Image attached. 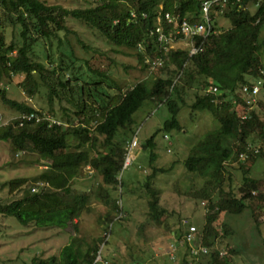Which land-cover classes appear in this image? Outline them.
<instances>
[{
	"label": "trees",
	"instance_id": "1",
	"mask_svg": "<svg viewBox=\"0 0 264 264\" xmlns=\"http://www.w3.org/2000/svg\"><path fill=\"white\" fill-rule=\"evenodd\" d=\"M244 1L226 0V7L214 4L210 27L221 31L206 38L194 36L193 44L203 43V50L189 56L188 46L171 49L167 45L164 49L155 30L160 26L167 36L176 30L175 24L165 22L166 12L178 15L179 21L185 20L190 25L200 23L202 0H87L86 7L75 9L57 2L48 4L45 0H0V101L18 114L0 127V141L10 143L13 159L18 154L37 152L48 161L32 179L37 192L25 186L28 183L25 178L7 183L11 193L25 187L20 198L0 203V214L14 216L24 225L76 230L77 218L96 199L112 205L122 215V208L112 194L121 191L122 173L128 168H123L125 148L120 142L137 135L133 115L145 102L153 103L154 109L164 104L171 117L164 122L163 131L180 130L177 101L184 105L188 97L192 100L190 109L210 113L218 124L202 135L184 160L191 175L205 179L201 188L189 192L192 197L207 201L202 223H189L196 227L193 244L208 248L209 264H228L236 250L231 248L228 253L232 254L224 257L214 243L232 234V230L226 222H221L217 230L214 224L218 217L221 213L238 215L249 209L258 229L259 212L264 205L262 181L248 176L249 167L257 159L264 160V108L257 111L259 103L249 105L242 93L244 86L260 81L264 95V38L260 37L264 0H253L256 4L253 13L242 5ZM217 16L229 21V28L223 29ZM69 17L115 47L134 49L146 77L130 88L121 89L107 68L97 64L99 59L93 55L91 45L68 27ZM70 35L77 37L82 56L75 54ZM157 57L163 63L153 67ZM14 76L22 77L17 87L30 98L42 96L49 113L58 106L67 117L65 122L57 117L59 124L51 125L47 120H28L31 113L43 114L8 96L6 85ZM210 86L217 87L218 92H208ZM64 102L71 107L63 106ZM70 112L77 124L69 120ZM153 147L152 138L145 141L150 166L156 157ZM81 165L92 167L98 179L88 192L72 188ZM229 168L240 172L242 180L236 188L223 189L225 179L230 178ZM152 169L141 186L149 196L148 216L155 221L166 210L159 204V191L151 182L158 171L169 169ZM214 189L218 190L216 195L212 194ZM113 210L100 220L108 225L106 237L87 243L80 236H71L58 256H36L32 264H107L101 249L108 244L111 223L123 221ZM171 245H185L189 252L187 243ZM97 255L104 258L95 263Z\"/></svg>",
	"mask_w": 264,
	"mask_h": 264
},
{
	"label": "rangeland",
	"instance_id": "2",
	"mask_svg": "<svg viewBox=\"0 0 264 264\" xmlns=\"http://www.w3.org/2000/svg\"><path fill=\"white\" fill-rule=\"evenodd\" d=\"M48 4L61 3L67 9L84 8L88 5L87 0H45ZM259 1V0H258ZM246 9L251 13L256 10L253 0H245ZM226 7V3L222 5ZM217 14L215 13V16ZM219 25L223 29L229 28L230 23L217 16ZM67 25L76 31L77 37L81 36L86 43L91 45L93 55H97L98 65L107 68L109 76L121 89L130 88L138 80L146 77L142 74L136 51L125 47H115L103 36L92 30L86 29L80 22L68 18ZM9 36V28H7ZM220 32L221 29L216 30ZM170 48L189 49V43L180 37L170 34ZM11 35L9 36V38ZM75 54L82 56V50L74 35L68 36ZM260 37L264 38V26L261 27ZM101 53V54H99ZM99 54V55H98ZM264 60V52H262ZM110 60V62H109ZM148 72V71H147ZM68 75V74H66ZM22 81L21 76H14L12 81L6 85L8 96L12 99L22 101L40 111L43 115L48 113L59 121L66 120L62 110L55 107L53 113H49L41 95L30 98L17 85ZM12 86L16 87L13 89ZM191 98L185 97V104L177 101L179 109V123L181 129L163 131L164 122L170 119L166 105L154 109L153 103L145 102L133 115L134 128L137 135L135 139L120 142L125 148L124 163L130 145L135 141L133 148V161L123 171L121 191H114L112 198L122 208V215H118L112 205H107L94 199L88 211H84L76 220L77 231L73 227L59 230L57 227L39 228L34 223L21 224L14 216L0 214V264H32L34 257L47 258L51 255L58 256L63 248L70 242L71 236H80L87 243L103 239L107 234L108 225L102 223L107 211L113 210L117 217H123V221L114 220L110 226L111 235L108 244L102 248V258L107 264H209L206 255L192 258L186 246H172L180 242L182 235L187 232L185 224L194 223L200 225L205 213L206 200L192 197L190 191H195L204 185L203 178L191 175L184 167V160L190 156L197 147V142L202 135L215 129L217 121L208 112H194L190 109ZM263 90L256 100L257 111L264 108ZM63 106L70 108L68 103ZM255 107V106H254ZM252 109V108H248ZM70 121L77 124V119L70 112ZM17 113L0 101V127L6 125L11 119L17 117ZM57 117V118H56ZM58 121V120H57ZM167 137V141L164 139ZM152 138L155 160L152 166L148 165L147 148L145 141ZM201 140V139H200ZM199 140V141H200ZM202 143V141L200 142ZM73 146L71 149H74ZM9 142L0 141V203H8L23 195L24 187L33 188L37 192L38 187L33 178L47 165L44 154L28 152L14 156ZM228 164V163H226ZM152 168H166L167 172H157L152 179L153 187L159 191V204L166 210L165 215L155 221L148 216V199L146 190L141 186L146 174H150ZM230 178H226L223 189L236 188L241 182V173L229 168ZM95 171L90 166L81 165L72 182V188L87 192L94 189L98 181ZM248 176L262 181L264 187V160L257 159L248 170ZM25 178L27 185L19 190L8 191L7 183L14 179ZM216 189L212 194H217ZM189 193V194H188ZM121 194V196H119ZM100 218V219H99ZM260 225L257 229L249 209L241 214L229 215L221 213L215 222V228L220 229L221 222H226L231 228L232 234L218 238L214 248L220 251L224 257L230 256L231 248L236 250L232 254L228 264H264V205L259 212ZM190 225V224H189ZM199 228V227H198ZM181 230V231H180ZM180 234V238L175 233ZM79 237V238H80ZM172 241V242H171ZM101 258V259H102Z\"/></svg>",
	"mask_w": 264,
	"mask_h": 264
},
{
	"label": "built area",
	"instance_id": "3",
	"mask_svg": "<svg viewBox=\"0 0 264 264\" xmlns=\"http://www.w3.org/2000/svg\"><path fill=\"white\" fill-rule=\"evenodd\" d=\"M218 3H221V5H224L226 3V0H202V4H201L202 5V11H203L202 21L200 23H197L194 25H190L185 20L179 21L178 15L175 16L169 12L164 13L165 22L169 25L175 24V26H176V30L172 34L175 35L176 37H177V35H181L182 39L189 40V49H188V55L189 56L196 55L203 50V48H202L203 43H201L198 46L193 44V41H194L193 37L194 36H203L204 38H206L212 32L218 33L217 31H214L210 27L211 22H210V18H209L212 6L214 4H218ZM155 33L157 35L158 42L164 46V49H166L167 45L171 44V39H170L171 35L167 36L163 32V29L160 26H158L156 28ZM162 63H163L162 58L157 57L155 59V61H153V64H154L153 67H155L156 65H161ZM180 75H181V73L178 75V77ZM260 84H261V82L259 81L255 85L244 86L242 88V93L246 97L247 103L249 105L256 104L255 103L256 100L260 97V95H261ZM208 92L217 93L218 88L215 86H210L208 88ZM243 118H245V116ZM27 119L28 120H35L36 122L47 120L49 122V125H51L53 123L59 124V121H57L53 117H50L49 115H43L42 116V115H39L36 113H31L30 115L27 116ZM20 125H22V124H20ZM166 139H167V137H166ZM134 146H135V141L130 145V147L128 149V153L126 155V160H125L126 162L124 163L123 168L130 166L129 164L132 163V161H133L132 159H133V155H134L133 154ZM194 232H196V227L194 225L187 224V232L184 233L183 238L180 241V244L187 243L189 245V254L193 258H199V257L204 256L208 253V248L205 246L197 247L193 244ZM100 260H102L100 255H97V257L95 259V263L99 262Z\"/></svg>",
	"mask_w": 264,
	"mask_h": 264
},
{
	"label": "crops",
	"instance_id": "4",
	"mask_svg": "<svg viewBox=\"0 0 264 264\" xmlns=\"http://www.w3.org/2000/svg\"><path fill=\"white\" fill-rule=\"evenodd\" d=\"M185 226L187 227V224H185Z\"/></svg>",
	"mask_w": 264,
	"mask_h": 264
}]
</instances>
